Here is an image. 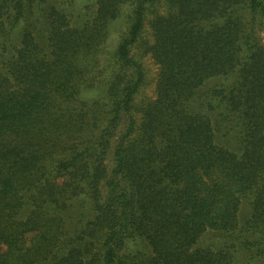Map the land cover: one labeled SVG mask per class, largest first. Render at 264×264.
Returning <instances> with one entry per match:
<instances>
[{
  "label": "trees",
  "instance_id": "1",
  "mask_svg": "<svg viewBox=\"0 0 264 264\" xmlns=\"http://www.w3.org/2000/svg\"><path fill=\"white\" fill-rule=\"evenodd\" d=\"M0 264H264V0H0Z\"/></svg>",
  "mask_w": 264,
  "mask_h": 264
},
{
  "label": "rangeland",
  "instance_id": "2",
  "mask_svg": "<svg viewBox=\"0 0 264 264\" xmlns=\"http://www.w3.org/2000/svg\"><path fill=\"white\" fill-rule=\"evenodd\" d=\"M120 27H121L120 23L114 24L113 27H111V31H112L111 35L113 36V34L118 33ZM261 36H263L262 33ZM144 66H145V83L141 87L136 97V102L138 103L143 99L150 98L153 96L154 80H155V75L157 73V67L150 58L147 57L144 59ZM108 164L110 165L111 162L108 161ZM203 245L205 246L206 242H204Z\"/></svg>",
  "mask_w": 264,
  "mask_h": 264
}]
</instances>
